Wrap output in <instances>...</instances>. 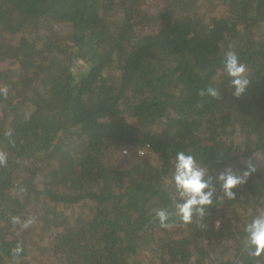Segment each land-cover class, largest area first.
<instances>
[{"label": "trees", "instance_id": "trees-1", "mask_svg": "<svg viewBox=\"0 0 264 264\" xmlns=\"http://www.w3.org/2000/svg\"><path fill=\"white\" fill-rule=\"evenodd\" d=\"M228 50L248 68L239 98ZM4 85L0 264H255L243 229L264 210V0H0ZM208 85L219 100L198 95ZM179 151L213 177L203 228L154 219L174 210ZM249 157L256 171L224 198L215 177Z\"/></svg>", "mask_w": 264, "mask_h": 264}, {"label": "clouds", "instance_id": "clouds-1", "mask_svg": "<svg viewBox=\"0 0 264 264\" xmlns=\"http://www.w3.org/2000/svg\"><path fill=\"white\" fill-rule=\"evenodd\" d=\"M222 74L227 76L230 85L234 86L232 95L239 98L245 92L250 79L247 66L240 61L235 51L228 50L225 53ZM8 92L7 85L0 86V95L7 98ZM198 95L211 97L215 100L221 98L220 90L212 85L199 89ZM5 135L10 138V143H14L11 140V131H7ZM255 158L257 159L256 155ZM7 159V153L0 151V167L7 165ZM244 163L246 170L240 175H237L229 165L225 166L224 170L215 177L216 181L220 182V190L224 198L235 200L236 193L233 189L245 184L249 176L256 171V165L251 157ZM208 172L209 170L202 167L192 154H187L184 151L176 153L171 180L174 191L169 194L174 210L171 212L165 208L153 210L154 219L158 221L160 228L171 229L174 227L175 222H170L173 216L177 217L184 225L193 223L194 217H196L200 221L198 227H205L202 221L206 215V209L213 205V195L216 192L213 177L207 175ZM10 220L14 225H19L22 230L28 229L36 222L35 217L31 216L24 220H21L19 216H12ZM243 231L246 233L249 257L254 259L255 264H264V210H260L258 214L254 215L251 221L245 225ZM22 251L23 248L20 245L14 247L11 250L13 258L18 257Z\"/></svg>", "mask_w": 264, "mask_h": 264}, {"label": "built area", "instance_id": "built-area-1", "mask_svg": "<svg viewBox=\"0 0 264 264\" xmlns=\"http://www.w3.org/2000/svg\"><path fill=\"white\" fill-rule=\"evenodd\" d=\"M124 152L126 153L127 150H124ZM138 152H139L140 155H144L145 152H146V149H141V150H139Z\"/></svg>", "mask_w": 264, "mask_h": 264}]
</instances>
